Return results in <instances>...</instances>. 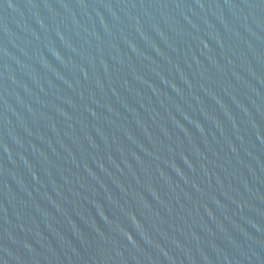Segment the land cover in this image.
<instances>
[{"label": "water", "instance_id": "water-1", "mask_svg": "<svg viewBox=\"0 0 264 264\" xmlns=\"http://www.w3.org/2000/svg\"><path fill=\"white\" fill-rule=\"evenodd\" d=\"M0 264H264V0H0Z\"/></svg>", "mask_w": 264, "mask_h": 264}]
</instances>
